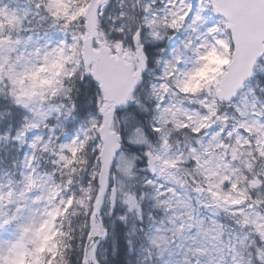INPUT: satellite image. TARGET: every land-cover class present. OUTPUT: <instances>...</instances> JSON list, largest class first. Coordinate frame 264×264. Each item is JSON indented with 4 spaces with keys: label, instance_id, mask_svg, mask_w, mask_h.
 Returning <instances> with one entry per match:
<instances>
[{
    "label": "snow or ice",
    "instance_id": "6c2138e0",
    "mask_svg": "<svg viewBox=\"0 0 264 264\" xmlns=\"http://www.w3.org/2000/svg\"><path fill=\"white\" fill-rule=\"evenodd\" d=\"M10 147L0 264H264V0H0Z\"/></svg>",
    "mask_w": 264,
    "mask_h": 264
},
{
    "label": "trees",
    "instance_id": "16d2710c",
    "mask_svg": "<svg viewBox=\"0 0 264 264\" xmlns=\"http://www.w3.org/2000/svg\"><path fill=\"white\" fill-rule=\"evenodd\" d=\"M23 152H17V150L14 147H10L7 151L0 148V171L7 170L11 164V161L14 157L17 155L22 156ZM118 231L120 229L118 228ZM110 246V245H109ZM110 248V247H109ZM129 254H126V249L123 243V240H119V253L117 256H112V253L110 252L108 254L109 259L111 261V264H128V257Z\"/></svg>",
    "mask_w": 264,
    "mask_h": 264
},
{
    "label": "rangeland",
    "instance_id": "374dc122",
    "mask_svg": "<svg viewBox=\"0 0 264 264\" xmlns=\"http://www.w3.org/2000/svg\"><path fill=\"white\" fill-rule=\"evenodd\" d=\"M21 152H23V150H21ZM23 154V153H22ZM119 229H120V232H123L125 229L123 228V226H120L119 227ZM110 247V246H109ZM111 252V247L109 248V251H108V254ZM112 253V252H111ZM113 256V255H112ZM128 257H130L129 259H128V264H136V262H137V256H136V254L135 253H132V254H130V255H128Z\"/></svg>",
    "mask_w": 264,
    "mask_h": 264
},
{
    "label": "clouds",
    "instance_id": "9594fccd",
    "mask_svg": "<svg viewBox=\"0 0 264 264\" xmlns=\"http://www.w3.org/2000/svg\"><path fill=\"white\" fill-rule=\"evenodd\" d=\"M212 62H216L215 60H213Z\"/></svg>",
    "mask_w": 264,
    "mask_h": 264
}]
</instances>
